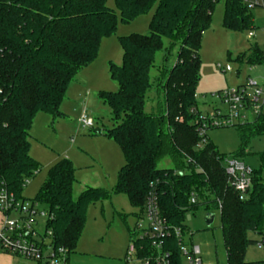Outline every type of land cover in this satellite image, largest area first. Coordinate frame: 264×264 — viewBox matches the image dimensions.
<instances>
[{"label":"trees","instance_id":"16d2710c","mask_svg":"<svg viewBox=\"0 0 264 264\" xmlns=\"http://www.w3.org/2000/svg\"><path fill=\"white\" fill-rule=\"evenodd\" d=\"M107 0H0V187L16 201L39 171L29 155V131L34 117L43 113L62 119L60 105L76 74L97 56L100 42L114 35L116 16ZM223 4L222 27L229 32L253 28L250 10L242 0H114L120 21L129 24L154 12L148 34L118 38L121 64L108 65L116 92L98 93L111 114V129L90 130L113 141L124 165L117 174L114 194L127 198L143 214L148 193L156 197L159 213L170 227L185 231L188 211H219L227 264L244 262L245 251L257 245L248 234L264 231V179L252 171L251 188L243 198L234 192L224 171L226 157L199 136L196 86L200 77L199 50L209 29L214 7ZM177 47L173 66L160 85L163 103L156 113L144 110L150 89L149 73L163 41ZM250 67L264 64L256 46L238 57ZM220 92H218V95ZM239 149L229 158L245 154L249 141L264 136V115L253 122L236 123ZM264 167V151L258 154ZM162 158L171 169H158ZM75 170L67 159L49 169L35 202L45 207V230L51 232L54 251L65 252L66 261L76 251L90 204L110 198L103 189L85 188L74 200ZM193 194L196 203H189ZM171 264H182L178 249L167 241Z\"/></svg>","mask_w":264,"mask_h":264},{"label":"rangeland","instance_id":"374dc122","mask_svg":"<svg viewBox=\"0 0 264 264\" xmlns=\"http://www.w3.org/2000/svg\"><path fill=\"white\" fill-rule=\"evenodd\" d=\"M106 6L115 12V33L100 42L96 58L83 70L87 82L83 89H77L78 93L75 90V96L71 95L70 100L66 102L64 112L67 119L62 122L56 120L57 124L51 125L45 121L47 118H44V114H36L29 133V155L38 163L39 171L28 181L21 193V197L26 201L34 200L47 178L49 169L60 159H67L75 170V183L72 186L74 200L85 188L103 189L110 195V198L87 207L84 228L68 264H124L130 241L136 238L138 229H146L145 217L140 210L132 208L125 196L114 194L117 174L125 163L120 148L104 136L92 135L90 130H82L77 122L84 115L93 120L92 130L113 127L110 111L98 99V93L117 91L116 83L109 78L108 65L121 64L122 52L118 38L131 34L147 35L155 8L129 24H123L114 0H107ZM250 17L253 28L243 32L226 31L222 27L223 4L219 2L215 5L210 27L202 36L198 53L200 77L196 86V104L197 111L201 114L216 110L225 113L226 106L218 99V92L244 87L249 98L254 89L262 91L263 105L260 113L264 115V64L250 67L238 62V57L252 47L256 46L264 52V5L250 9ZM249 33L253 37L249 38ZM168 47V41L164 40L149 73L150 89L144 103L147 114L156 113L157 104L163 103V93L160 89L164 81L162 71H167L173 66L177 53V47L172 50ZM226 67L230 71H224ZM249 82H253L255 87H248ZM246 117L249 122H253L257 114L247 111ZM207 137L223 157L229 158L239 149L237 132L232 126L209 129ZM263 151L264 136L254 138L249 141L245 154L236 160L251 171L259 173L264 179V167L258 157ZM173 167L168 158H162L157 165L158 169ZM39 210H45V207L39 205ZM206 214L203 208L185 214V244L199 249L202 264H227L219 211H210L214 220L209 227L205 225ZM3 218L0 213V225ZM39 228V232H42ZM248 237L253 241H260V235L250 233ZM42 253L45 256L47 250L43 249ZM12 258L14 264H37L22 258ZM244 262L264 264V246H249L245 251Z\"/></svg>","mask_w":264,"mask_h":264},{"label":"built area","instance_id":"2783aa9c","mask_svg":"<svg viewBox=\"0 0 264 264\" xmlns=\"http://www.w3.org/2000/svg\"><path fill=\"white\" fill-rule=\"evenodd\" d=\"M247 9L264 5V0H242ZM251 38L253 35L248 34ZM224 71H230L228 67ZM248 87H255L253 82ZM226 106V112L216 110L198 115L197 126L199 136L209 129L232 126L236 123L249 122L247 111L259 114L263 101L262 91L254 89L250 98L246 89H227L217 96ZM78 124L82 130L94 127L92 119L81 116ZM224 171L227 181L234 192L243 198L251 188L252 171L236 159L227 158L224 161ZM189 203H196L195 196L190 195ZM0 213L3 221L0 225V253L11 257L22 258L37 264H68L65 252L61 249L54 251L50 244L51 232L45 230L47 213L39 210V204L31 201H16L14 197L0 187ZM13 215L12 217H10ZM143 215L146 229H138L136 238L130 241L124 258V264H171V252L167 248V241L172 240L179 252L182 264H202L197 247L185 244V231L181 228L170 227L161 217L156 197L153 192L148 193ZM42 229L39 232L38 228ZM39 228V229H40ZM48 242V244H46ZM259 247L264 246V231L260 235ZM43 249L47 254L43 256Z\"/></svg>","mask_w":264,"mask_h":264},{"label":"crops","instance_id":"0c3cea01","mask_svg":"<svg viewBox=\"0 0 264 264\" xmlns=\"http://www.w3.org/2000/svg\"><path fill=\"white\" fill-rule=\"evenodd\" d=\"M90 65V64H89ZM88 65V66H89ZM85 68H87V66L85 67ZM85 68H83L82 70H80L77 74H76V76L72 79V81L70 82V84L68 85V88H67V90H66V93H65V96H64V99H63V101H62V103H61V105H60V111H61V113L64 115V118H62V119H57V120H59L58 122H62V121H65L66 119H67V117H66V115H65V105H66V102L68 101V100H70L69 98H71V95L74 97L75 96V90H77V89H83L84 88V85L86 84V82H87V79H86V77H85V75L82 73L83 72V70L85 69ZM79 92V90H77V93ZM81 92V91H80ZM65 103V104H64ZM43 114V113H42ZM38 115H39V113H38ZM44 116H46V117H44V118H47L45 121H47L49 124H51V125H54V124H57L55 121L56 120H52V118L50 117V116H48V115H46V114H44ZM79 120V119H78ZM78 120H77V122H78ZM29 133H30V131H29ZM98 135H101V134H98ZM97 136V135H96ZM102 136V135H101ZM0 264H14V260H13V258L11 257V256H9V255H6V254H2V253H0Z\"/></svg>","mask_w":264,"mask_h":264},{"label":"water","instance_id":"95a60500","mask_svg":"<svg viewBox=\"0 0 264 264\" xmlns=\"http://www.w3.org/2000/svg\"><path fill=\"white\" fill-rule=\"evenodd\" d=\"M213 220H214V216L210 213H207L205 216V225L209 227L213 223Z\"/></svg>","mask_w":264,"mask_h":264}]
</instances>
